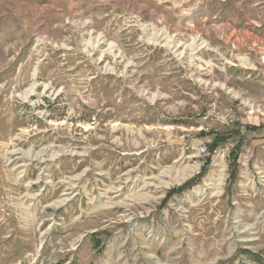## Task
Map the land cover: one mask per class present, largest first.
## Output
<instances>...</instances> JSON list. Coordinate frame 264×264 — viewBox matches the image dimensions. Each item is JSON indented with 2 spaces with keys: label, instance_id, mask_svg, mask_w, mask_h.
Listing matches in <instances>:
<instances>
[{
  "label": "rangeland",
  "instance_id": "rangeland-1",
  "mask_svg": "<svg viewBox=\"0 0 264 264\" xmlns=\"http://www.w3.org/2000/svg\"><path fill=\"white\" fill-rule=\"evenodd\" d=\"M0 264H264V0H0Z\"/></svg>",
  "mask_w": 264,
  "mask_h": 264
},
{
  "label": "trees",
  "instance_id": "trees-1",
  "mask_svg": "<svg viewBox=\"0 0 264 264\" xmlns=\"http://www.w3.org/2000/svg\"><path fill=\"white\" fill-rule=\"evenodd\" d=\"M240 136V134L238 135ZM200 137L202 138H209V142H208V150L210 152V155L206 158L207 163L209 164L212 159H213V155L215 154V152L219 149L220 146H222L226 140L227 137L221 135L220 133L217 132H200ZM242 139H239V143L231 150L230 154H229V159H230V180L234 181L237 178V173H238V156L242 151ZM194 181L190 180L188 182H186L185 184H183L182 186L175 188L173 191L174 192H181L182 190L186 189V188H190L194 185Z\"/></svg>",
  "mask_w": 264,
  "mask_h": 264
},
{
  "label": "built area",
  "instance_id": "built-area-1",
  "mask_svg": "<svg viewBox=\"0 0 264 264\" xmlns=\"http://www.w3.org/2000/svg\"><path fill=\"white\" fill-rule=\"evenodd\" d=\"M217 152V151H216ZM215 152V153H216ZM200 154L202 155V156H209L210 155V152H209V150H208V147L207 146H202L201 148H200ZM214 156V155H213Z\"/></svg>",
  "mask_w": 264,
  "mask_h": 264
},
{
  "label": "bare ground",
  "instance_id": "bare-ground-1",
  "mask_svg": "<svg viewBox=\"0 0 264 264\" xmlns=\"http://www.w3.org/2000/svg\"><path fill=\"white\" fill-rule=\"evenodd\" d=\"M34 157V156H33ZM217 194V193H216Z\"/></svg>",
  "mask_w": 264,
  "mask_h": 264
}]
</instances>
